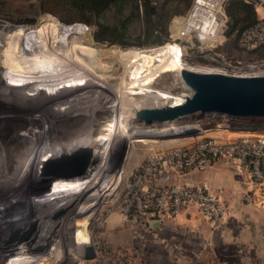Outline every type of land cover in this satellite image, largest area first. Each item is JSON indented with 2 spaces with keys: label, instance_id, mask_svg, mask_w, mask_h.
Listing matches in <instances>:
<instances>
[{
  "label": "rangeland",
  "instance_id": "374dc122",
  "mask_svg": "<svg viewBox=\"0 0 264 264\" xmlns=\"http://www.w3.org/2000/svg\"><path fill=\"white\" fill-rule=\"evenodd\" d=\"M228 1L223 0L221 3L223 13V6ZM245 1L253 6L258 17L264 15V0ZM191 2L182 12L171 15L164 35L157 42L136 43L143 37V31L141 22L135 20L128 24L124 35L129 43L123 45L116 41L119 45H115L90 38L97 29L96 25L84 26V19L64 1L50 0L44 7L40 0L0 1V187L7 177L12 184L13 176L9 169L20 167L25 159L33 158L39 148L48 142L56 141L65 145L74 137H81L89 145L99 147L111 134H115L106 153L109 156L108 165L94 184L90 178L94 171L90 170L68 178L41 179L47 181L45 183L59 184L45 189L31 187L24 183V179L16 190L12 191L11 187L4 197L0 196V203L8 205L15 200H22L18 211L11 214L0 212V234L8 231L7 236H11L9 228H17V232L9 238L8 243L15 240L11 245L3 243L5 234L2 237L0 257L4 255L5 258L1 264H142L143 255L138 252L139 242L133 239L128 249L123 244L129 229L122 228L133 223L122 222L119 218V193L124 180L147 153L188 139H172L167 131L179 129L177 124H192L199 129L206 128L202 135L215 137H233L244 130L264 132L263 117L223 118V115L212 113L185 116L179 123H145L135 118L137 107L129 104L119 108V91L115 89L111 92L109 86L105 87L109 85L107 83L114 82V86L118 85L119 88L120 81L123 82L125 78L129 79L127 82L131 88L133 82L141 79L145 88L143 91L151 89V93L157 91L173 96L168 102L142 100L140 107L179 102L187 94V87L181 82L177 71L183 66L226 73L247 74L255 70L264 73V42L247 46L239 40L237 42L236 29L242 22L238 21L229 30V20H226L225 13L223 21L221 18L216 19L218 26L212 36H217L212 40L199 41L194 34L190 38L180 37L181 21ZM151 5V10H155L157 0ZM127 8L129 6L125 10ZM97 14L96 20L101 23L111 21L113 7L101 13L97 11ZM67 39L73 46L93 48L91 51L96 53L91 52L92 57H99L98 60L95 58L96 64L99 63L104 72H115L113 79L106 78L104 85L96 81L98 85L91 87H87L86 83H71L73 72L68 70L65 73V64L62 65L64 70H61V66H57L50 58L57 46ZM91 55L88 57L92 58ZM113 57L123 62L133 60V68L125 71L123 66L111 62ZM133 74L134 78L137 77L136 81ZM122 89V93H129L134 99L140 98L141 94L147 95L135 86L129 92L126 87ZM111 97L115 98L116 103ZM256 119L263 122L261 127L243 128V125ZM112 149L111 156L109 150ZM99 164L100 160H93L90 165L92 168ZM80 196L83 198L76 202L57 204V210L51 215L52 219H61L66 224L60 222L56 226V230L61 227L62 232L54 235L47 244L52 246L49 250L53 254L45 252L48 246L41 248L39 245L34 248L30 246L31 250L28 251H19L32 245L27 240L37 230L38 215L47 214L61 200ZM26 222L32 224L27 226ZM72 230L80 231L82 240L78 239L72 246L74 252L71 255L66 251L64 256L56 255L58 250H64L72 243L65 236ZM85 238L86 241L83 240ZM82 242L86 245L85 254L77 257V253L83 250Z\"/></svg>",
  "mask_w": 264,
  "mask_h": 264
},
{
  "label": "built area",
  "instance_id": "2783aa9c",
  "mask_svg": "<svg viewBox=\"0 0 264 264\" xmlns=\"http://www.w3.org/2000/svg\"><path fill=\"white\" fill-rule=\"evenodd\" d=\"M222 1L192 0L179 36L190 38L194 34L199 41L210 40L218 26L216 19L224 20ZM238 40L246 46L264 42V15L242 29ZM217 162L237 165L249 198L264 208V132L244 130L233 137L199 135L147 153L122 184L117 206L120 220L162 222L192 207L201 220L211 225L220 223L228 215V205L206 182L175 180L177 174L202 170Z\"/></svg>",
  "mask_w": 264,
  "mask_h": 264
},
{
  "label": "crops",
  "instance_id": "0c3cea01",
  "mask_svg": "<svg viewBox=\"0 0 264 264\" xmlns=\"http://www.w3.org/2000/svg\"><path fill=\"white\" fill-rule=\"evenodd\" d=\"M203 129L174 139L188 138L186 141H189L204 134ZM110 152L112 156L113 149ZM175 180L206 182L227 203L228 215L220 223L211 225L201 220L195 210L189 207L175 218L163 220L155 226L150 225V222L123 227L122 230L129 229L124 246L128 249L133 239H136L140 244L138 252L143 255L142 264H264V208L249 198L242 171L237 165L217 162L202 170H188L177 174ZM82 198L83 196L61 200L47 214L38 215L37 230L27 240L32 245L19 251H28L31 250L30 246L34 248L41 245L48 246L45 252L51 255L53 251L49 248L52 246L47 244L54 235L62 232V228L56 230V226L60 222L66 226L63 220L52 219V213L57 210V204L76 202ZM29 223L31 222H26L27 226ZM39 233H43L42 236ZM65 236L72 243L64 250H58V256H64L65 251L71 255L74 252L72 246L78 239L82 240L80 231L72 230ZM83 240L86 241L87 238ZM82 246L83 250L79 252L84 256V242ZM4 258V255L0 257V264Z\"/></svg>",
  "mask_w": 264,
  "mask_h": 264
},
{
  "label": "water",
  "instance_id": "95a60500",
  "mask_svg": "<svg viewBox=\"0 0 264 264\" xmlns=\"http://www.w3.org/2000/svg\"><path fill=\"white\" fill-rule=\"evenodd\" d=\"M182 82L190 89L179 102L137 107L134 116L145 123L172 121L179 123L193 114H216L233 117L264 118V73L232 74L217 70L179 69ZM173 135L194 134L199 127L179 125ZM90 148L79 147L57 160H50L42 172L58 177L81 174L89 159ZM159 220H153L155 226ZM32 224V223H31ZM30 224V225H31Z\"/></svg>",
  "mask_w": 264,
  "mask_h": 264
},
{
  "label": "bare ground",
  "instance_id": "6f19581e",
  "mask_svg": "<svg viewBox=\"0 0 264 264\" xmlns=\"http://www.w3.org/2000/svg\"><path fill=\"white\" fill-rule=\"evenodd\" d=\"M215 36H217V34H215L214 36L210 37V40H212L213 37H215ZM92 49L91 48L90 49L89 48L88 49H82L80 47L73 46L71 44L70 40L67 39L66 41L61 42L57 46V49L54 50V52H52L50 54V56H52L50 58H51V60L55 64H57V66L58 65L61 66L60 67L61 70H64V67L62 65L65 64V73H67L68 70H70L71 73L73 72V75L71 74L73 76V77H71V83H74V84H77V83H86L88 85L87 87H91V86L98 85L96 83V81H97L100 84H103L104 85V83H105L104 80L106 78H109V77L112 78V76H114L116 74L113 71L112 72H109V73L108 72H104L100 68V64L99 63L96 64L95 60L96 59L98 60L99 57L96 58L97 57L96 56L95 57L96 59L94 57H92L93 53H91V52L94 51V50L91 51ZM94 52L96 53V51H94ZM90 55H91L92 58H89L88 57ZM93 58H94V60H93ZM129 60L130 61H128V62H123L124 60L122 61V59H120V58L118 59V57L117 58L116 57H113V60H111V62L117 64L118 66H123L125 68V71H127L128 69L130 70V69L133 68V62L134 61L131 60V59H129ZM114 66H116V65H114ZM183 67H187V68H190V69H193V70H198V71H208L207 68H203V67L202 68H194L195 66L194 67L193 66L192 67L191 66H183ZM44 70H46V69H44ZM121 70H122V68H121ZM209 70L211 71V69H209ZM177 71L179 72V70H177ZM51 72H53V71H51ZM129 73L131 74L132 72L129 71ZM251 73H258V71L255 70L254 72H251ZM247 74H250V73H247ZM121 75H119V76H121ZM127 76H128V72H127ZM133 76H134V74L132 75V77ZM178 76H179V74H178ZM121 77L123 78L124 76L122 75ZM124 79H123V82H121L122 80L120 81V85L121 84L122 85L121 86L119 85V88H118V85L117 86H114V82L113 81H112L113 84L112 83H107L109 85H106L105 86V87L109 86L108 89H110L111 92H112V90H115V89H116V91H119L118 94H120V96H121V102L119 103V108H121V109L124 106H128L129 104L132 105V106L138 107L139 104L141 103V101L142 100H146V99L147 100L154 99L156 101L168 102V101H171L170 98L173 97V96L167 95V93L165 95H163L162 93H156L157 91L155 93H151V92H149V91H151V89H149V91H143V90H145V88L143 87L144 83L141 81V79L140 80L138 79L136 81V79H137V77H136V78H134L135 79L134 81H136V82H133V84H134L133 87L135 86V88L141 89V91L145 92V94L147 93V95L142 96V94H141L140 98L134 99L133 97H131V96L128 95L129 93L128 94L127 93H122V91L124 90L122 88H125L126 87L128 92H129L130 89L133 88V87L130 88L128 86V82L127 81L129 79L128 80H126V79L124 80ZM124 81H125V83H124ZM131 81H132V79H131ZM126 83H127V85L124 86ZM128 88H130V89H128ZM96 90H100V89L97 88ZM189 91H190V89L187 87V94L189 93ZM111 98H112V100L114 99L113 102H115V98H113V97H111ZM182 99H180V100H182ZM223 118H224V116H223ZM174 130H176V129H171V130L167 131L169 137L172 138V139H174L175 137L180 136V135H176V134L173 135V131ZM203 130L206 131V128L203 129ZM114 135H115L114 133H113V135L111 134V136H109L106 140H104V143H101V145L99 147L96 146V145L95 146L94 145H89L90 143H87V140L86 139H82L81 137H74L73 139H71V141L69 143H67L65 145L64 144L62 145V143H58L56 141H51V142H48L47 144H44V146H42L41 148H39V150L36 152V154H35V156L33 158H30V159H27V160L25 159L26 160V161L24 160L25 163L23 161L20 167H15V169H13V167L11 166L12 169H9V170L12 172V176H13L12 181H11L12 184H10V179L8 177H7L6 180L4 179V181H3L4 183H3L2 187H0V196L1 197H4L5 196V193L8 192L11 187H12V189H11L12 191L13 190H16L15 188L17 186H21L22 183L24 182V179L26 180L24 183L30 184L31 187H41V188L45 189L46 187H54V186H57L59 184L54 185V183H52V182L45 183L47 181H45V180H42L41 181V179H48V178H68V177H73V176L80 175V174H77V175H70V176L58 177V176H54L52 174H46V173L42 172L43 166L48 161L61 159V158L65 157L67 154L71 153L73 150H75V149H77L79 147H88V148H90V155H89L88 163H87V165H86V167H85V169H84V171L82 173H86V172H88L90 170H93L94 173H93V175L91 174L92 177H90V178L92 179L93 184H94L95 181H97L100 178L102 172L106 169V167L108 165L109 156L106 153L108 151V148L110 147V142H111V139H112V137ZM181 135H183V134H181ZM77 136H79V134ZM82 142H84V143H82ZM180 143H184V142H180ZM176 144H179V143H176ZM93 160H98V161L100 160V164L98 166H93L91 168V165L90 164H91V162ZM4 169H6V168H4ZM12 170H14V171H12ZM15 175H17L16 178H15ZM105 177H106V174H105ZM39 182H44L45 184L44 183L40 184ZM37 183H39V184H37ZM16 202H18V203H16ZM20 202H21V205H22V200L21 199L20 200H15L14 202L10 203L9 205L8 204H5V203H0V212H7V213L11 214L12 212L18 211L19 210V206H20ZM15 204H17V206H15ZM15 227L16 226H14L12 228H9L10 229V232H11L10 233L11 236H13L12 235L13 233L17 232L16 231L17 228H15ZM7 233H8V231L3 232L2 234H0V245L2 244L1 241H2V237H3L4 234L6 236L4 235L5 237L3 239V243L4 242H5V244L8 243L9 238L11 236H7L8 235ZM14 241L15 240H12L7 245H11ZM39 247L42 248L41 245H39ZM81 256H83L81 253L80 254L77 253V257H81Z\"/></svg>",
  "mask_w": 264,
  "mask_h": 264
},
{
  "label": "trees",
  "instance_id": "16d2710c",
  "mask_svg": "<svg viewBox=\"0 0 264 264\" xmlns=\"http://www.w3.org/2000/svg\"><path fill=\"white\" fill-rule=\"evenodd\" d=\"M2 1V0H0ZM41 5L47 6L50 0H40ZM69 4L75 13L84 19V26L94 24L97 29L90 38L96 41H106L115 45L128 44L124 38L131 21L139 20L142 24L143 37L137 41L138 44L157 42L165 33L167 21L172 14L182 12L191 0H157V8L151 10L154 0H61ZM179 2H181L179 4ZM82 3V4H81ZM125 10L126 7H128ZM113 7V20L97 21V11L100 13ZM224 13L229 20V30L238 22L242 23L236 29L235 39L242 29L254 24L259 17L253 6L245 0H229L223 6ZM229 18V19H228ZM229 32V31H228ZM118 43H117V42ZM154 42V43H155ZM153 44V43H150ZM259 119L243 125V128L258 129L262 126Z\"/></svg>",
  "mask_w": 264,
  "mask_h": 264
}]
</instances>
